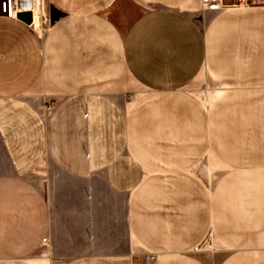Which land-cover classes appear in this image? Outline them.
I'll return each instance as SVG.
<instances>
[{
  "label": "crops",
  "instance_id": "obj_1",
  "mask_svg": "<svg viewBox=\"0 0 264 264\" xmlns=\"http://www.w3.org/2000/svg\"><path fill=\"white\" fill-rule=\"evenodd\" d=\"M224 2L43 0L40 29L0 16V264H264L197 250L211 225L242 234L189 176L211 120L187 87L207 69L222 101L264 87V0Z\"/></svg>",
  "mask_w": 264,
  "mask_h": 264
},
{
  "label": "rangeland",
  "instance_id": "obj_2",
  "mask_svg": "<svg viewBox=\"0 0 264 264\" xmlns=\"http://www.w3.org/2000/svg\"><path fill=\"white\" fill-rule=\"evenodd\" d=\"M29 1L34 18L36 14L39 16L36 28L40 29L43 0ZM119 30L121 34L125 33ZM210 71L207 69L187 87L188 93L196 96L207 108L211 120V146L201 162L191 169L189 176L197 178L202 186L207 187L208 204L213 205L217 215L237 214L234 220L231 218V222L236 223L235 232L242 235L237 243L227 244L222 242L220 230L211 225L206 240L197 250L214 252L228 246L241 251L253 248L263 250L264 244L259 239L264 233V214L260 218L264 209V87L241 91L240 94L246 95L253 92L243 99L229 98L222 101L218 95L221 91L219 88L224 85ZM234 90L228 89V92ZM143 92L141 87L127 79L128 102ZM230 199H234V206L237 207L234 214L226 206ZM223 228V232L229 234L231 229L227 226ZM252 236L256 241H248Z\"/></svg>",
  "mask_w": 264,
  "mask_h": 264
},
{
  "label": "built area",
  "instance_id": "obj_3",
  "mask_svg": "<svg viewBox=\"0 0 264 264\" xmlns=\"http://www.w3.org/2000/svg\"><path fill=\"white\" fill-rule=\"evenodd\" d=\"M203 11H218L225 7L224 0H201ZM24 13H34L26 0H0V16L6 18H19ZM153 258V256L151 257Z\"/></svg>",
  "mask_w": 264,
  "mask_h": 264
},
{
  "label": "bare ground",
  "instance_id": "obj_4",
  "mask_svg": "<svg viewBox=\"0 0 264 264\" xmlns=\"http://www.w3.org/2000/svg\"><path fill=\"white\" fill-rule=\"evenodd\" d=\"M27 1V3L29 4V0H26ZM33 25H34V27H37L38 26V19H37V16H35V18H34V22H33Z\"/></svg>",
  "mask_w": 264,
  "mask_h": 264
},
{
  "label": "snow or ice",
  "instance_id": "obj_5",
  "mask_svg": "<svg viewBox=\"0 0 264 264\" xmlns=\"http://www.w3.org/2000/svg\"><path fill=\"white\" fill-rule=\"evenodd\" d=\"M9 2L11 3V0H9Z\"/></svg>",
  "mask_w": 264,
  "mask_h": 264
},
{
  "label": "water",
  "instance_id": "obj_6",
  "mask_svg": "<svg viewBox=\"0 0 264 264\" xmlns=\"http://www.w3.org/2000/svg\"><path fill=\"white\" fill-rule=\"evenodd\" d=\"M30 2V1H29Z\"/></svg>",
  "mask_w": 264,
  "mask_h": 264
}]
</instances>
